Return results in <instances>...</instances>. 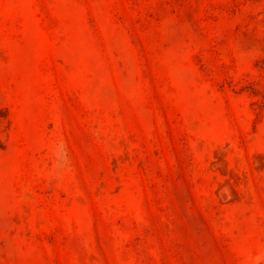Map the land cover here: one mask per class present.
Returning a JSON list of instances; mask_svg holds the SVG:
<instances>
[{"label":"rangeland","instance_id":"1","mask_svg":"<svg viewBox=\"0 0 264 264\" xmlns=\"http://www.w3.org/2000/svg\"><path fill=\"white\" fill-rule=\"evenodd\" d=\"M0 264H264V0H0Z\"/></svg>","mask_w":264,"mask_h":264}]
</instances>
